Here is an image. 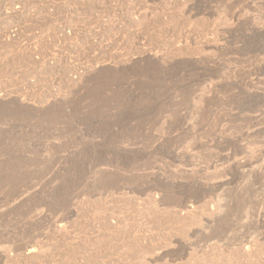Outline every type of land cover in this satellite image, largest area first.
I'll list each match as a JSON object with an SVG mask.
<instances>
[{
  "label": "rangeland",
  "instance_id": "obj_1",
  "mask_svg": "<svg viewBox=\"0 0 264 264\" xmlns=\"http://www.w3.org/2000/svg\"><path fill=\"white\" fill-rule=\"evenodd\" d=\"M13 1L0 0V264L80 262L131 221L176 235L151 264H264V0ZM159 189L171 210L214 214L149 228Z\"/></svg>",
  "mask_w": 264,
  "mask_h": 264
},
{
  "label": "bare ground",
  "instance_id": "obj_2",
  "mask_svg": "<svg viewBox=\"0 0 264 264\" xmlns=\"http://www.w3.org/2000/svg\"><path fill=\"white\" fill-rule=\"evenodd\" d=\"M13 1V0H12ZM36 1V0H35ZM35 1H34V3H35ZM14 2V1H13ZM26 2V1H25ZM39 2H37V4H38ZM2 4V3H1ZM41 4V3H40ZM49 5V4H48ZM8 8V7H7ZM11 8V7H10ZM23 8V7H22ZM40 8V7H39ZM43 8V7H42ZM59 9V8H58ZM24 10H26V9H24ZM24 10H23V12H24ZM41 10H43V9H41ZM17 11V10H16ZM43 11H45V10H43ZM76 11V10H75ZM18 13V12H17ZM27 13V12H26ZM60 13V12H59ZM84 13V12H83ZM16 14V13H15ZM15 14H14V16H15ZM19 14H21V13H19ZM46 15V14H45ZM13 16V17H14ZM50 16V15H49ZM48 16V17H49ZM17 17V16H16ZM15 17V18H16ZM45 17H47V15L45 16ZM67 17V16H66ZM148 17V16H147ZM21 18V17H20ZM19 18V19H20ZM68 18V17H67ZM154 19H155V17H153ZM152 18V19H153ZM49 19V18H48ZM150 19H151V17H150ZM22 20V19H21ZM47 20V19H46ZM49 20H51V19H49ZM173 21H175V20H173ZM53 22V21H52ZM66 23H67V21H66ZM71 23V22H70ZM147 26V25H146ZM65 27V26H64ZM26 28V27H25ZM75 30V29H74ZM14 31V30H13ZM66 31V30H65ZM3 32V31H2ZM17 32V31H16ZM66 34V33H65ZM64 35V34H63ZM4 36V35H3ZM9 40V39H8ZM13 41V40H12ZM11 41V42H12ZM6 44V43H5ZM6 46H4V49H6L5 48ZM5 51V50H4ZM7 52H8V50H6ZM3 52V51H2ZM4 54H5V52H4ZM4 54H3V57H4ZM7 54V53H6ZM20 55H22L21 53H20ZM19 56V55H18ZM26 56V55H25ZM9 57H11V56H9ZM14 57V56H13ZM6 58V57H5ZM25 58V57H24ZM27 58H28V56H27ZM12 58H10L9 60H11ZM17 59V57L15 58V60ZM26 59V58H25ZM30 59V58H29ZM8 60V61H9ZM20 60V59H19ZM18 60V61H19ZM12 61V60H11ZM26 61V60H25ZM30 61V60H29ZM23 62H24V60H23ZM28 62V61H27ZM31 62V61H30ZM10 63V62H9ZM26 63V62H25ZM11 64V63H10ZM15 64V63H14ZM16 65V64H15ZM5 66H8V65H5ZM12 67V66H11ZM1 69H2V67H1ZM3 70V69H2ZM1 70V72H3ZM7 70H9V69H7ZM6 70V71H7ZM5 72V71H4ZM81 75V74H80ZM87 75V74H86ZM84 76V75H83ZM88 76V75H87ZM82 77V76H81ZM83 79H84V77H83ZM79 82V81H78ZM12 92V91H11ZM13 99V98H12ZM19 99V98H18ZM9 100V99H8ZM28 100V99H27ZM16 101H17V98H16ZM18 102V101H17ZM0 103H1V101H0ZM21 103H23V101L21 102ZM28 103V102H27ZM51 104V103H50ZM58 104V103H57ZM24 106V105H23ZM26 106V105H25ZM46 107V106H45ZM258 171V170H257ZM256 173V172H255ZM250 185V184H249ZM261 186V185H260ZM262 187V186H261ZM264 190V189H263ZM153 194H151L150 196H149V198H148V207L147 208H149V209H146V210H148V211H146L145 212V215H146V217H147V222H146V219L144 220L145 221V223H147L146 225H147V227L149 226V228L151 227H153V226H162V225H170V226H175V228H177V229H182V231H186V227L187 226H189V225H191V224H194V223H196L198 220H200V219H202V216H200L201 214H203V215H213L214 214V211H213V208H209V209H206V208H201V207H199V206H196V207H194V206H192V205H185V207H184V209H185V211L183 212V210H179V209H175L174 207V209L173 210H171V209H169L170 207H165L166 205L162 202L163 201V197L165 196V194L159 189V190H157V192L156 193H154V192H152ZM126 195V194H125ZM122 197H123V195H122ZM127 197L129 198V195L127 194L126 195V199H127ZM72 200V199H71ZM110 200V199H109ZM111 200H112V198H111ZM110 200V201H111ZM122 200H124V199H122ZM196 200V199H195ZM202 200V199H201ZM200 200V201H201ZM251 200V199H250ZM74 201V200H73ZM90 201V200H89ZM88 201V202H89ZM100 201V200H99ZM98 201V202H99ZM125 201V200H124ZM205 201H207V200H205ZM212 201V200H211ZM214 201V200H213ZM91 202H93L92 200H91ZM146 202V201H145ZM198 202V201H197ZM193 203V202H192ZM195 203V202H194ZM206 203V202H205ZM210 203V202H209ZM208 203V204H209ZM212 203V202H211ZM78 204H79V207H80V203L78 202ZM108 204H110V203H108ZM123 204V203H122ZM136 204H140V202L138 201V197H135V196H132L131 195V197L129 198V199H127L126 201H125V204H123V206H124V208H126L127 210H129V211H131V210H134L137 206H136ZM145 204V203H144ZM198 204V203H197ZM202 203H200L199 205H201ZM207 204V203H206ZM94 205V204H93ZM114 205V204H113ZM255 205V204H254ZM115 206V205H114ZM117 206V205H116ZM122 206V207H123ZM163 206V207H162ZM168 206V205H167ZM259 206V205H258ZM76 207H77V205H76ZM78 207V208H79ZM92 207H94L95 208V206H92ZM91 207V210L93 209ZM109 207V206H108ZM119 207V206H118ZM210 207V206H209ZM212 207H214V206H212ZM225 207V206H224ZM227 207H229V206H227ZM87 208V207H86ZM89 208V207H88ZM110 208V207H109ZM177 208V207H176ZM217 208H219V209H221V205H219V207H217ZM226 208V207H225ZM137 209H139V208H137ZM136 209V210H137ZM167 209H169V210H167ZM75 210V209H74ZM77 210V209H76ZM90 210V209H89ZM210 210V211H209ZM223 210V209H222ZM117 211V210H116ZM125 211V210H124ZM142 211H143V209H142ZM183 213H182V212ZM217 211V210H216ZM239 211V210H238ZM76 212V211H75ZM74 212V213H75ZM79 211H77V213H78ZM120 212H121V210H120ZM128 212V211H127ZM140 212V211H139ZM110 213V212H109ZM130 213V212H129ZM132 214H133V212H132ZM134 214H136V213H134ZM81 215V214H80ZM137 215V214H136ZM216 215V214H215ZM65 216V215H64ZM113 216V215H112ZM133 216H135V215H133ZM139 216V215H138ZM143 216V215H142ZM141 216V217H142ZM217 216V215H216ZM219 216V215H218ZM237 216V215H236ZM85 217V216H84ZM109 217L110 218H112L110 215H109ZM108 217V218H109ZM145 217V218H146ZM208 217V216H207ZM210 217V216H209ZM215 217V216H214ZM230 217V216H229ZM241 217V216H240ZM92 218V217H91ZM95 218V217H94ZM123 218V217H122ZM143 218H144V216H143ZM227 217H225L224 219H226ZM104 219H105V217H104ZM118 219V218H117ZM120 219H121V217H120ZM129 219H130V217H129ZM135 219H137V218H135ZM139 219V218H138ZM205 219V218H204ZM212 219H213V217H212ZM241 219V218H240ZM111 220V219H110ZM123 220V219H122ZM134 220V219H133ZM140 220V219H139ZM142 220V221H143ZM223 220V219H222ZM57 221V220H56ZM108 221V220H107ZM126 221V220H125ZM138 221V220H137ZM201 221V220H200ZM205 221V220H204ZM215 221V220H214ZM213 221V222H214ZM219 221V220H218ZM217 221V222H218ZM224 221V220H223ZM106 222V221H105ZM109 222V221H108ZM120 222V221H119ZM127 222V221H126ZM132 222V221H131ZM128 223L129 225H132L133 227L136 225V224H133V222L132 223ZM139 222V221H138ZM210 222H212V220L210 221ZM212 222V223H213ZM220 222V221H219ZM235 222V221H234ZM94 223V222H93ZM113 223V222H112ZM111 223V224H112ZM123 223H124V221H123ZM134 223H136V222H134ZM200 223V222H199ZM202 223V222H201ZM204 223V222H203ZM209 223V222H208ZM211 223V224H212ZM221 223V222H220ZM220 223H218V224H220ZM82 224V223H81ZM105 224V223H104ZM110 224V223H109ZM116 224V223H115ZM118 224H120V223H118ZM117 224V225H118ZM125 224V223H124ZM217 224V225H218ZM256 224V223H255ZM106 225V224H105ZM143 225V224H142ZM204 225V224H203ZM206 225V224H205ZM204 225V226H205ZM215 225V224H214ZM121 226V225H120ZM131 226V227H132ZM210 226H212V225H210ZM240 226V225H239ZM107 227V226H106ZM108 227L110 228L108 231L106 230L105 232H103V233H101L100 232V235H98V234H96V239L93 241V243H88V247H86L87 248V250H93L94 252H91V253H83L84 254V256H82V257H80L81 259H83V261L82 260H80V262H78V261H73V262H70L71 264H151V261H148V255H153V257H160V255H164L163 254V248H165V247H167V246H171V244H172V242L174 243V241H172L171 242V240H174V237L176 236L175 234V236L173 237L172 235L171 236H169V235H167L166 237H165V239L164 240H162V241H159V239L158 238H156V237H154V236H147V235H134L133 233H134V229L135 228H129V226L126 224V225H123V227L122 228H119V229H117V228H115L114 229V227L113 228H111L109 225H108ZM117 227V226H116ZM137 227V226H136ZM156 227H153L154 229L156 228ZM164 227V226H163ZM165 227H167V226H165ZM214 227V226H213ZM57 228V227H56ZM94 228V227H93ZM93 228H92V230H93ZM142 228V227H141ZM149 228H146V229H148L147 231H149ZM152 228V229H153ZM162 228V227H161ZM190 228V227H189ZM205 228V227H204ZM208 228V227H207ZM61 229V228H60ZM108 229V228H107ZM137 229V228H136ZM143 229H144V226H143ZM174 229V228H173ZM97 230H99V229H97ZM96 230V231H97ZM105 230V229H104ZM142 230V229H141ZM156 230V229H155ZM176 230V229H175ZM174 230V231H175ZM188 230V229H187ZM194 230V229H193ZM192 230V231H193ZM101 231V230H100ZM103 231V230H102ZM144 231H146L145 229H144ZM188 231H190V229L188 230ZM62 232V231H61ZM138 232H140V230L138 231ZM150 232V231H149ZM158 232H159V229H158ZM163 232V231H162ZM161 232V233H162ZM165 232V231H164ZM163 232V233H164ZM156 233V232H155ZM67 234V233H66ZM95 234V233H94ZM149 234V233H148ZM177 234H180V233H178L177 232ZM183 234V233H182ZM193 234V233H192ZM98 235V236H97ZM151 235H152V233H151ZM153 235H154V233H153ZM157 235V234H156ZM181 235V234H180ZM182 236V235H181ZM184 236L186 237V235L184 234ZM180 237V236H179ZM188 237V236H187ZM91 238V237H90ZM74 239V238H73ZM93 239V238H92ZM179 239V238H178ZM85 240V239H84ZM90 240V239H89ZM176 240V239H175ZM183 240V239H182ZM187 240V239H186ZM176 241H178L179 243L181 242V244H182V241H180V240H176ZM188 241V240H187ZM186 241V242H187ZM86 242V241H85ZM84 242V243H85ZM83 243V242H82ZM87 243V242H86ZM176 243V242H175ZM183 243H184V241H183ZM166 244V246L165 247H163L164 245ZM178 244V243H177ZM176 244V245H177ZM213 244V243H212ZM175 245V246H176ZM179 245V244H178ZM184 245V244H183ZM72 246V245H71ZM192 246H194V245H192ZM210 246V245H209ZM231 246V245H230ZM68 247V246H67ZM80 247V246H79ZM83 247V246H82ZM179 247V246H178ZM198 247V246H197ZM211 247V246H210ZM222 247V246H221ZM238 247V246H237ZM81 248V247H80ZM85 248V247H84ZM173 248V247H172ZM217 248V247H216ZM223 248V247H222ZM77 249V248H76ZM83 249V248H82ZM213 249V248H212ZM68 250V249H67ZM70 250V249H69ZM171 250V249H170ZM172 250H174V249H172ZM80 251V250H79ZM169 251V250H168ZM215 251V250H214ZM219 251V250H218ZM224 251H225V249H224ZM66 252V251H65ZM65 252H64V254H65ZM86 252V251H85ZM235 252V251H234ZM63 253V252H62ZM77 253H78V251H77ZM119 253V254H118ZM219 253V252H218ZM11 254V253H10ZM234 254V253H233ZM235 254H236V252H235ZM234 254V255H235ZM238 254V253H237ZM241 254V253H240ZM249 254V253H248ZM247 254V255H248ZM63 255V254H62ZM67 255V254H66ZM75 255V254H74ZM166 255H168V256H170L169 254H167V252H166ZM243 255V254H242ZM3 256H4V254H3ZM7 256V255H6ZM70 256H73V255H71V253H70ZM69 256V257H70ZM80 256H81V254H80ZM217 256V255H216ZM243 256H245V255H243ZM254 256V255H253ZM161 257H163V256H161ZM220 257V256H219ZM252 257V256H251ZM66 258H67V256H66ZM77 258V257H76ZM225 258V257H224ZM232 258H234V257H232ZM236 258V257H235ZM230 259L229 261V264H235L236 262H237V259ZM244 258V257H243ZM153 259V258H152ZM151 259V260H152ZM163 259V258H162ZM161 259V260H162ZM222 259V258H221ZM226 259V258H225ZM56 260V259H55ZM69 259H67V261H68ZM165 260V259H164ZM217 260V259H216ZM242 260H244V259H242ZM248 260V259H247ZM82 261V262H81ZM166 261H167V259H166ZM195 261V260H194ZM197 261V260H196ZM199 261V260H198ZM227 261H228V257H227ZM68 262V263H69ZM153 262H154V260H153ZM160 262V261H159ZM163 262V261H162ZM169 262H170V260H169ZM214 262V261H213ZM222 262H224V261H222ZM254 262V261H253ZM35 263V262H34ZM67 263V264H68ZM155 264L157 263V262H154ZM167 263V262H166ZM178 263V262H177ZM212 263V261H209L208 259H205L204 260V262L202 263V264H211ZM217 263V262H216ZM37 264V263H36ZM65 264H66V262H65ZM159 264V263H158ZM167 264H169V263H167ZM172 264H174V262L172 263ZM183 264V263H182ZM191 264H193V263H191ZM200 264V263H199ZM223 264V263H222ZM248 264V263H247Z\"/></svg>",
  "mask_w": 264,
  "mask_h": 264
}]
</instances>
